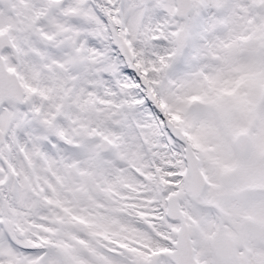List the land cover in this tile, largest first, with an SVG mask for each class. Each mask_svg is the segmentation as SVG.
Masks as SVG:
<instances>
[{
	"label": "snow or ice",
	"instance_id": "obj_1",
	"mask_svg": "<svg viewBox=\"0 0 264 264\" xmlns=\"http://www.w3.org/2000/svg\"><path fill=\"white\" fill-rule=\"evenodd\" d=\"M0 264H264V0H0Z\"/></svg>",
	"mask_w": 264,
	"mask_h": 264
}]
</instances>
